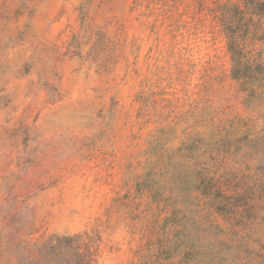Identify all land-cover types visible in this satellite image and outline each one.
Instances as JSON below:
<instances>
[{"label":"rangeland","instance_id":"1","mask_svg":"<svg viewBox=\"0 0 264 264\" xmlns=\"http://www.w3.org/2000/svg\"><path fill=\"white\" fill-rule=\"evenodd\" d=\"M229 31L264 60V0H0V264H264Z\"/></svg>","mask_w":264,"mask_h":264},{"label":"trees","instance_id":"2","mask_svg":"<svg viewBox=\"0 0 264 264\" xmlns=\"http://www.w3.org/2000/svg\"><path fill=\"white\" fill-rule=\"evenodd\" d=\"M245 46L246 44L243 41V37H239L234 31H229L228 49L232 62V78L239 83L242 90L253 94L257 88L264 86V60L258 57H253L251 52L246 50ZM249 80L256 81L257 85H246L245 83ZM28 264L41 263L37 260L30 259Z\"/></svg>","mask_w":264,"mask_h":264}]
</instances>
